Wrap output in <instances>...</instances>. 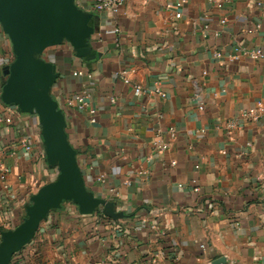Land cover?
<instances>
[{
	"label": "crops",
	"instance_id": "1",
	"mask_svg": "<svg viewBox=\"0 0 264 264\" xmlns=\"http://www.w3.org/2000/svg\"><path fill=\"white\" fill-rule=\"evenodd\" d=\"M221 1L127 0L110 13L96 11L93 0H74L89 26L84 44L63 39L37 57L54 67L49 94L65 116L87 191L103 202L84 212L61 199L10 264H213L220 257L222 264H264V56L236 51H264V0ZM109 28L119 31L107 34ZM16 60L5 33L0 163L8 173L6 185L0 179V242L28 217L32 197L62 177L48 158L39 112H23L3 96ZM79 70L83 75H74ZM84 87L97 110L94 123L88 110L65 104ZM249 109L258 118L242 115ZM231 119L238 126L228 132ZM172 127L170 147L156 151L157 131L166 140Z\"/></svg>",
	"mask_w": 264,
	"mask_h": 264
},
{
	"label": "water",
	"instance_id": "2",
	"mask_svg": "<svg viewBox=\"0 0 264 264\" xmlns=\"http://www.w3.org/2000/svg\"><path fill=\"white\" fill-rule=\"evenodd\" d=\"M84 12L74 0H0V24L9 35L17 60L6 70L4 98L19 104L23 112L36 109L44 124L48 158L56 159L61 179L43 186L32 197L28 217L15 229L3 232L0 242V264H10L12 254L26 244L48 212L61 199H73L84 212L93 210L103 201L87 191L65 133V116L57 101L49 94L55 80L54 67L37 55L48 44L67 39L84 44L89 26ZM225 257L213 264H222Z\"/></svg>",
	"mask_w": 264,
	"mask_h": 264
},
{
	"label": "built area",
	"instance_id": "3",
	"mask_svg": "<svg viewBox=\"0 0 264 264\" xmlns=\"http://www.w3.org/2000/svg\"><path fill=\"white\" fill-rule=\"evenodd\" d=\"M127 2V0H93V8L98 11V12H105V11H109L110 13H116L118 12L122 6ZM215 4L218 7L222 6V1L221 0H214ZM168 7H170V5H168ZM176 18H180L181 17V13H176L175 15ZM227 21V19L224 17L222 19V22L225 23ZM257 28L260 27V25L258 24L256 26ZM119 31L118 28H109L107 29L105 32L107 34H114L117 33ZM208 31H209V26L208 25H204V36L207 37L208 36ZM249 31H253V30H249ZM5 36V33L3 32V30L0 27V39L3 38ZM237 53H244L247 56H249L251 59L253 60H257L260 59L264 56V51L261 48H255V49H246L244 47H237L236 48ZM220 53L219 52H215V56H219ZM133 70V69H132ZM83 71L79 70V71H75L74 75H83ZM119 74L121 76H123V81L128 84L130 82V78L126 77L127 74V70H121L119 71ZM134 90L137 93L142 92L143 88L140 84H134ZM162 96H165V93H161ZM193 99L198 101L199 103V108L203 109L204 108V101L201 100V97L198 93H194L193 95ZM111 101L114 103L116 102V97L113 96L111 98ZM65 104L68 107H72L78 110H88L91 118L90 121L91 122H96L97 118V110L95 107L90 105V92L88 91V89L86 87H84L82 90H80L79 92L69 96L66 98L65 100ZM244 117H253V118H258V111L256 109H249V110H245L243 111L242 114ZM6 122H11V117H7L5 118ZM225 128L227 129L228 132H232L237 126H238V121L236 119H231L229 121H227L225 123ZM157 136L154 139L153 145H154V149L158 152H162L166 149H168L171 145V139H174L176 137V129L175 128H170L169 129V139H162L161 137H159V133L160 130L157 131ZM22 145H24V147L26 149H30V146L27 145L26 140L22 141ZM247 145H250V143H248ZM151 158V156H149V159ZM141 175H145L147 173V171L140 169L138 171ZM7 173H8V168L4 163H0V179L2 180V182L6 185L7 184ZM125 184H130L129 180L125 181ZM183 184L180 183L179 187H182ZM200 190L199 185L197 184V180L194 179L193 180V191L194 192H198ZM238 228L240 229V225L239 223H237ZM202 247H204V244L201 245ZM160 257V255H157Z\"/></svg>",
	"mask_w": 264,
	"mask_h": 264
}]
</instances>
